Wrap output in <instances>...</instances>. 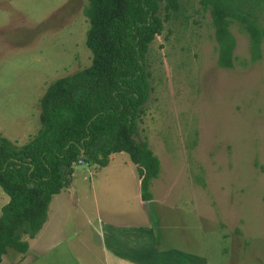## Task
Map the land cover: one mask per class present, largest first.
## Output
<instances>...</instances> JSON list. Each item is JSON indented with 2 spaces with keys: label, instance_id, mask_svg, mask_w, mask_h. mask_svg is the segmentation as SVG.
Wrapping results in <instances>:
<instances>
[{
  "label": "rangeland",
  "instance_id": "obj_1",
  "mask_svg": "<svg viewBox=\"0 0 264 264\" xmlns=\"http://www.w3.org/2000/svg\"><path fill=\"white\" fill-rule=\"evenodd\" d=\"M177 1L178 10L169 12L148 48L151 92L137 125L160 164L149 185L152 203L142 206L150 235L165 252L182 250L184 264H264V35L254 59L249 34L230 19L234 64L222 68L209 7L201 0ZM235 5L264 31V0ZM86 6L83 0H0V135L13 145L39 130L46 88L90 66ZM112 155L105 169L73 165L68 187L82 200L79 212L92 211V196L100 208L139 209L135 186L121 184L130 169L137 176V168L126 153ZM8 200L0 188V215ZM60 204V210L75 211L70 200ZM81 216L64 219L65 228L82 224ZM8 251L0 264L17 257Z\"/></svg>",
  "mask_w": 264,
  "mask_h": 264
},
{
  "label": "trees",
  "instance_id": "obj_2",
  "mask_svg": "<svg viewBox=\"0 0 264 264\" xmlns=\"http://www.w3.org/2000/svg\"><path fill=\"white\" fill-rule=\"evenodd\" d=\"M83 1L90 66L46 88L39 101L40 128L28 142L17 147L0 135V188L9 197L0 215V263L8 250H28L23 236L35 238L51 199L70 185L72 167L79 162L104 168L112 154L126 153L137 168L141 201L152 200L149 185L160 164L137 130L151 92L146 55L178 1ZM235 1L201 0L209 7L217 63L227 69L233 67L235 49L230 19L249 34L254 59L264 35L248 13L237 12Z\"/></svg>",
  "mask_w": 264,
  "mask_h": 264
},
{
  "label": "crops",
  "instance_id": "obj_3",
  "mask_svg": "<svg viewBox=\"0 0 264 264\" xmlns=\"http://www.w3.org/2000/svg\"><path fill=\"white\" fill-rule=\"evenodd\" d=\"M112 156L108 165L102 169L110 165ZM121 184L135 186L134 198L138 200L136 204L139 209L118 206L112 209L105 206L100 208L92 196L93 201L88 202L87 206L92 211L79 212L77 209L84 207L82 200L71 193L72 187H66L57 194L60 196L57 204L55 202L52 205L55 196L51 199L46 221L35 238L28 240V250L25 253L16 252L17 257L9 264H184L182 250L177 248L180 252L175 256L171 251L165 252L167 248H159L156 234L150 235L149 214L145 206L152 203V200L141 201L138 174L135 176L130 169L126 180L121 178ZM68 200L73 203L75 211L59 209L60 202ZM81 215L86 218L82 224L77 222L79 226L76 228H65L64 219L74 216L80 218ZM118 217L127 218L129 222L139 220L147 226L119 224L116 220ZM8 254L9 251L5 255ZM194 264L199 262L195 259Z\"/></svg>",
  "mask_w": 264,
  "mask_h": 264
},
{
  "label": "built area",
  "instance_id": "obj_4",
  "mask_svg": "<svg viewBox=\"0 0 264 264\" xmlns=\"http://www.w3.org/2000/svg\"><path fill=\"white\" fill-rule=\"evenodd\" d=\"M80 163H82V162H80Z\"/></svg>",
  "mask_w": 264,
  "mask_h": 264
},
{
  "label": "water",
  "instance_id": "obj_5",
  "mask_svg": "<svg viewBox=\"0 0 264 264\" xmlns=\"http://www.w3.org/2000/svg\"><path fill=\"white\" fill-rule=\"evenodd\" d=\"M81 152H83V151H81Z\"/></svg>",
  "mask_w": 264,
  "mask_h": 264
}]
</instances>
